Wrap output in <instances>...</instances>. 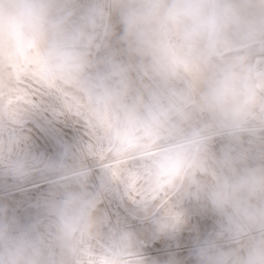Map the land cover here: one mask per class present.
Here are the masks:
<instances>
[{
	"label": "clouds",
	"instance_id": "clouds-1",
	"mask_svg": "<svg viewBox=\"0 0 264 264\" xmlns=\"http://www.w3.org/2000/svg\"><path fill=\"white\" fill-rule=\"evenodd\" d=\"M0 264H264V0H0Z\"/></svg>",
	"mask_w": 264,
	"mask_h": 264
},
{
	"label": "rangeland",
	"instance_id": "rangeland-1",
	"mask_svg": "<svg viewBox=\"0 0 264 264\" xmlns=\"http://www.w3.org/2000/svg\"><path fill=\"white\" fill-rule=\"evenodd\" d=\"M30 129L34 140L45 147H55L69 134V129L63 123L52 122L43 118L33 120L30 123Z\"/></svg>",
	"mask_w": 264,
	"mask_h": 264
}]
</instances>
